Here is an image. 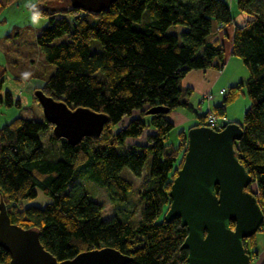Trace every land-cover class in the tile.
Masks as SVG:
<instances>
[{
  "label": "trees",
  "instance_id": "obj_1",
  "mask_svg": "<svg viewBox=\"0 0 264 264\" xmlns=\"http://www.w3.org/2000/svg\"><path fill=\"white\" fill-rule=\"evenodd\" d=\"M13 1L0 0V12ZM256 1L237 0L244 21L236 23L228 0H114L97 14L71 8L67 0H36L32 13L46 18L36 44L55 67L36 89L109 120L99 136H85L74 145L55 139L45 119L18 116L0 127V202L11 222L37 229L41 244L57 261L112 247L132 258L128 264H186L181 245L187 229L179 219L167 221L165 213L187 129L178 132L175 144L169 142L174 124L168 114L178 106L193 110L182 99L180 81L190 70L224 66V46L214 34L233 22L231 53L249 73L228 86L212 110L224 115L240 93L250 99L242 120L236 121L242 136L234 147L252 177L247 190L256 185L253 193L264 214V11ZM64 2V7L51 4ZM176 24L184 26L180 34L168 33ZM3 79L0 72V83ZM0 102L12 105L11 93L5 91ZM158 107L168 111L148 112ZM207 113L197 114L198 122L190 127L206 125ZM48 131L55 146L42 144L40 134ZM149 156L139 221L103 218L102 204L88 196L79 180L87 173L110 198L126 201L132 183L122 169L138 177ZM39 192L47 198L44 204L34 202ZM243 243L252 259L255 234ZM9 258L0 247V264Z\"/></svg>",
  "mask_w": 264,
  "mask_h": 264
},
{
  "label": "water",
  "instance_id": "obj_2",
  "mask_svg": "<svg viewBox=\"0 0 264 264\" xmlns=\"http://www.w3.org/2000/svg\"><path fill=\"white\" fill-rule=\"evenodd\" d=\"M114 0H67L82 11L108 10ZM44 119L52 125V136L69 144L85 136H99L108 116L87 107L70 108L40 88L35 89ZM167 112L155 108L148 112ZM186 149L169 190L167 221L179 219L187 235L181 249L187 251L186 264H251L243 240L263 225L264 214L253 193L247 190L252 177L235 154V142L242 128L230 121L215 130L206 125L186 132ZM234 222V227L230 223ZM0 247L9 255L8 264H128L132 258L112 247L78 253L57 261L40 242L39 231L11 222L5 204L0 202Z\"/></svg>",
  "mask_w": 264,
  "mask_h": 264
},
{
  "label": "rangeland",
  "instance_id": "obj_3",
  "mask_svg": "<svg viewBox=\"0 0 264 264\" xmlns=\"http://www.w3.org/2000/svg\"><path fill=\"white\" fill-rule=\"evenodd\" d=\"M228 2L231 3L230 5L232 6V14L237 16V12H239V9L236 5L237 0H228ZM51 4L57 5L58 7H64L65 2ZM256 6L260 10L264 11V0H257ZM28 11L31 15L30 7L28 8ZM2 12H4V10L0 13V65H2L0 71L4 73V79L0 83V96L3 97L5 91H9L14 102L12 105H7L5 102H0V127L18 116L44 121V114L38 100L34 96V91L37 87H40L44 84L45 80L53 72L55 67L54 65L45 61L42 52L36 44V36L41 27H31L30 25L25 26V20L22 17L20 20H17L16 17L12 18L9 12H6L8 20L3 21L1 20L4 15ZM147 16V11H145L142 20H145ZM14 24L18 25L19 27H15L13 29ZM183 29V25L176 24L170 26L167 32L179 35ZM237 59L240 61L241 66L236 69V72L241 76H247L249 69L239 58ZM17 99H20L21 104L19 106L15 104V100ZM249 104L250 99L248 96L246 94L240 93L234 102L230 104L229 110L231 114L229 113V116L241 121L244 110L249 106ZM170 114L171 113L168 114L169 117ZM174 129V131L178 130L177 127ZM171 133L172 134L169 137L174 135L173 132ZM47 135H49V131L47 133L41 132L40 134L44 147L50 145L55 146V144H53L55 142H50L47 139ZM129 143H131V141H129ZM56 144L59 143L57 142ZM149 163L150 156L143 167L141 175L138 177L133 176L127 168L122 169L121 175L129 179L132 183V188L127 193V199L123 202L110 198L105 188L91 180L87 173H85L82 176L83 178L79 181L82 182V186L88 193V196L102 204L101 216L103 218L114 215L123 221H129L136 225V223L141 218V207L143 206V200L141 198L140 191L143 186H146L148 183L149 178L147 170H149ZM251 189L253 191H257L256 185L252 184ZM46 201L47 198H45L41 192H39L38 197L34 200V202L37 204H44ZM26 203L27 202H24V204ZM255 239L257 242H260V245L263 247L264 231L261 229L258 230L255 233ZM258 245L259 243L257 246ZM256 248L257 251L253 253L252 258V260H254V264H257L255 260L258 259V247Z\"/></svg>",
  "mask_w": 264,
  "mask_h": 264
},
{
  "label": "crops",
  "instance_id": "obj_4",
  "mask_svg": "<svg viewBox=\"0 0 264 264\" xmlns=\"http://www.w3.org/2000/svg\"><path fill=\"white\" fill-rule=\"evenodd\" d=\"M35 1L36 0H14L12 3H10L3 9L4 12L2 13L4 15L1 20L7 21L8 17L6 15V12H9L10 16L12 18L16 17L17 20H20L22 17L25 20V26L30 25L31 27H43L46 24V19L43 16L38 15L37 22L35 24L32 23L33 13L31 10V5ZM29 7L31 15L28 11ZM237 14V16H234L232 14L234 17V22L242 23L244 21V14L240 11L237 12ZM234 22L229 25H226L221 29H217L214 34V36L220 42H222L224 46V66L221 69H193L187 72L185 76L181 79L180 86L183 91L182 99L186 101L193 110H190L185 106H178L171 112L169 118L174 124V128L177 127L178 130L174 131L175 129H172L173 131L171 132H173L174 135L172 137H169L172 134L170 132L167 137L169 138V142L175 144L179 140L178 132L181 129H188V127L198 122L197 114H204L208 111L209 108H212L215 105H219L222 100V95L227 89V87L244 80L248 76H241L236 72V69L241 66V63L240 61H238V57L233 56L231 53V40L234 30ZM15 27L18 28L19 26L14 24L13 29ZM1 66L2 65H0V68ZM187 90H189V92H186ZM221 90H224V92L221 93ZM208 91L213 94V98L207 102L203 99V95ZM229 107L230 105L226 108L224 116L228 121H238L236 120V118L229 116V113L231 114ZM258 243V259L255 260V262L257 264H261L264 263V245L262 247L260 245V242H257V244Z\"/></svg>",
  "mask_w": 264,
  "mask_h": 264
},
{
  "label": "built area",
  "instance_id": "obj_5",
  "mask_svg": "<svg viewBox=\"0 0 264 264\" xmlns=\"http://www.w3.org/2000/svg\"><path fill=\"white\" fill-rule=\"evenodd\" d=\"M224 90H221V93H223ZM213 98V94L208 91L204 94L203 99L206 100L207 102L210 101ZM207 115H206V126L215 129V130H219L221 129L225 123L228 122V120L226 119V117L224 115H216L215 112L212 110V108H209L207 111Z\"/></svg>",
  "mask_w": 264,
  "mask_h": 264
},
{
  "label": "clouds",
  "instance_id": "obj_6",
  "mask_svg": "<svg viewBox=\"0 0 264 264\" xmlns=\"http://www.w3.org/2000/svg\"><path fill=\"white\" fill-rule=\"evenodd\" d=\"M31 7H34V5H32ZM37 20H38V14H33L32 23L35 24L37 22ZM25 75H27V74H25Z\"/></svg>",
  "mask_w": 264,
  "mask_h": 264
}]
</instances>
